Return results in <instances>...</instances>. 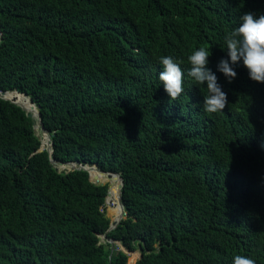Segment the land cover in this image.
Instances as JSON below:
<instances>
[{
  "label": "trees",
  "instance_id": "1",
  "mask_svg": "<svg viewBox=\"0 0 264 264\" xmlns=\"http://www.w3.org/2000/svg\"><path fill=\"white\" fill-rule=\"evenodd\" d=\"M0 33V91L125 208L108 232L113 180L57 172L0 99V264H128L103 235L134 264H264V0H0Z\"/></svg>",
  "mask_w": 264,
  "mask_h": 264
},
{
  "label": "water",
  "instance_id": "2",
  "mask_svg": "<svg viewBox=\"0 0 264 264\" xmlns=\"http://www.w3.org/2000/svg\"><path fill=\"white\" fill-rule=\"evenodd\" d=\"M0 42H1V33H0ZM6 94H18V95H21V96L27 98L30 101L31 106L35 107V110L37 111V116L35 117L32 114L31 110H27L23 106L19 105L17 102L11 100L10 98L5 97ZM0 99L8 101V102L20 107L27 114V116L29 118H31L32 123H33V129H34L35 135L41 141V143H42L41 134H45L47 137H49L50 143H49V146L46 148V150L49 153L50 162L55 167V170L57 172H59L61 174H65V173L71 172V171H81L82 170V171L88 172L90 174V176H91V170L95 169L96 171L102 173L103 175H113V176H117L120 179L121 183H120V190H119V198H120L121 206L123 208L122 217L120 218V220L118 222L114 223V222L111 221L108 232L116 229L117 226L122 221V219L124 218V214H125V208H124V204H123V201H122V188L124 186V180H123L122 174L121 173L105 172V171L100 170L97 166L89 167V166L83 165V164H81L79 162L63 163V162L55 160V158L53 156V147H52L51 133L44 128V125L42 123V116H41L40 110L35 105L34 101L32 99H30L27 95H25V94H23V93H21L19 91H9V92H1L0 91ZM37 126H40L41 134H39V132L37 131ZM43 149H44V147H43V143H42L41 150H43ZM91 181L93 183H96V184L100 185V186H105L106 184H108L106 182H99L95 177L92 178V176H91ZM110 188H111V185L109 184V191H108L107 199L110 196ZM107 199H106V203L109 206V204L107 202ZM103 237L107 239L106 235H103ZM108 242L111 244V249L114 248L115 244H118L119 246H121L119 241H115L113 239H108Z\"/></svg>",
  "mask_w": 264,
  "mask_h": 264
},
{
  "label": "bare ground",
  "instance_id": "3",
  "mask_svg": "<svg viewBox=\"0 0 264 264\" xmlns=\"http://www.w3.org/2000/svg\"><path fill=\"white\" fill-rule=\"evenodd\" d=\"M14 95L21 96V95H18V94H6L5 97L10 98V97H12ZM21 97H23V96H21ZM29 103H30V101H29ZM34 114H35V110H34V106H33V115ZM42 137H45L46 139H49V137H47L45 134H41V138ZM43 147H44V149L47 148L46 146H44V144H43ZM91 174H93L95 177H96V174H99V175H102V176H106V175H103L102 173L97 172V171H93V172H91ZM108 176L112 177V179L117 182L115 187L113 186V189H112V192H111L112 203H111L110 207H111L112 212L114 214H116V217L118 218V221H119L120 218L122 217V210H123V208L121 206L120 198H119V190H120V183L121 182H120V179L117 176H113V175H108ZM97 179H98L99 182H102V177L101 176L99 178H97ZM114 190H115V195H113V191Z\"/></svg>",
  "mask_w": 264,
  "mask_h": 264
},
{
  "label": "rangeland",
  "instance_id": "4",
  "mask_svg": "<svg viewBox=\"0 0 264 264\" xmlns=\"http://www.w3.org/2000/svg\"><path fill=\"white\" fill-rule=\"evenodd\" d=\"M106 178L113 180L112 177H110V176H106ZM116 183L117 182L113 180L111 182V185L115 187ZM113 195H115V190L113 191ZM106 206H107V208L105 210L106 211V215H107V217L110 218L109 213H108L109 211H108V205H107V203H106ZM115 216H116V214H115ZM100 240H101V243H103V244H107L108 243V240L106 238H104L103 236L100 237ZM120 250H122L123 252H125L129 256L128 264H134L140 258V256H141L139 251H136V252H133V253H128V251L124 250L122 247H120Z\"/></svg>",
  "mask_w": 264,
  "mask_h": 264
},
{
  "label": "clouds",
  "instance_id": "5",
  "mask_svg": "<svg viewBox=\"0 0 264 264\" xmlns=\"http://www.w3.org/2000/svg\"><path fill=\"white\" fill-rule=\"evenodd\" d=\"M108 240V239H107ZM109 243V242H108ZM121 245V244H120ZM115 246H118L119 247V250H120V247H122V245L121 246H119L118 244H115ZM124 250H125V248L124 247H122ZM122 251V250H121ZM127 251V250H126ZM125 253V252H124ZM128 253H131V252H129L128 251Z\"/></svg>",
  "mask_w": 264,
  "mask_h": 264
},
{
  "label": "built area",
  "instance_id": "6",
  "mask_svg": "<svg viewBox=\"0 0 264 264\" xmlns=\"http://www.w3.org/2000/svg\"><path fill=\"white\" fill-rule=\"evenodd\" d=\"M103 210V208H101V211Z\"/></svg>",
  "mask_w": 264,
  "mask_h": 264
}]
</instances>
